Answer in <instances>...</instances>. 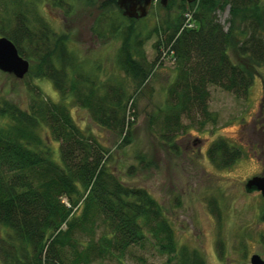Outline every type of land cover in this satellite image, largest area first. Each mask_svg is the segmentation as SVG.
Returning <instances> with one entry per match:
<instances>
[{
  "label": "trees",
  "instance_id": "trees-1",
  "mask_svg": "<svg viewBox=\"0 0 264 264\" xmlns=\"http://www.w3.org/2000/svg\"><path fill=\"white\" fill-rule=\"evenodd\" d=\"M31 6L26 0H0L6 12L0 15V35L29 62L34 59L25 77L51 80L62 98L49 100L38 86L25 105L0 94V264H94L148 246L166 256L164 264H207L197 248L178 242L148 189L112 170L110 145L116 137L120 145L130 143L135 96L166 61L173 65L172 80L151 113L150 127L174 151L177 134L194 122L203 127L216 121L210 87L246 97L264 67V0H168L166 5L158 0L155 6L165 15L146 34L136 25L143 17H127L117 0L104 1L101 9L116 6L128 24H107L101 16L96 34H107L101 31L107 24L111 37L120 38L115 63L135 87L132 93L113 77L101 80L102 68L91 71L68 49L67 34L36 18ZM225 10L226 25L219 19ZM152 37L155 57L149 59L144 46ZM69 99L85 112L84 125L71 114L64 101ZM51 140L58 143L59 160ZM206 154L220 168L231 166L243 151L217 137ZM136 158L141 167L151 164L143 155ZM127 173L136 174V165Z\"/></svg>",
  "mask_w": 264,
  "mask_h": 264
},
{
  "label": "rangeland",
  "instance_id": "rangeland-1",
  "mask_svg": "<svg viewBox=\"0 0 264 264\" xmlns=\"http://www.w3.org/2000/svg\"><path fill=\"white\" fill-rule=\"evenodd\" d=\"M26 1L31 2L32 9L36 8V18L46 19L59 34H67L68 49L91 71L96 73L102 68L101 80L113 77L122 81L129 93L134 91L131 80L115 63L121 40L111 37L107 26L113 20L128 24L116 6L101 9L100 5L106 0H62L64 7L60 8L69 9V14L52 15L47 6L49 0ZM4 14L6 12L0 8V15ZM164 15V10L153 5L136 25L146 34ZM101 16L107 19L104 30L101 29L107 33L104 36L96 34ZM227 17V10L219 14L221 23L225 25ZM154 41L155 37H152L144 46L149 59L155 57ZM33 63L34 59H30V64L35 67ZM172 67L166 61L152 75L149 86L141 93L137 92V119L131 141L120 145L116 137L115 146L110 145L109 165L127 183H136L150 191L163 206L178 242L197 248L207 264H251L250 257L254 253L264 259V198L260 191H248L245 187L251 177L264 175V85L261 76L264 75V67L246 97L210 87L209 109L216 114V121H209L203 127L194 122L185 132L177 134V151L162 142L150 127L152 111L166 98ZM33 86H38L49 100L60 101L62 98L47 78H35L31 74L17 79L0 70V94L21 105L29 100ZM64 101L73 117L84 125L85 112L78 109L71 99ZM183 121L188 124L187 119ZM96 131L103 133V130ZM217 137L226 138L231 145L242 148V157L229 167L218 168L207 157L208 145ZM49 143L56 149L53 158L59 160L58 143L54 140ZM137 155H143L151 164L141 167ZM133 164L137 173L130 175L127 169ZM80 213L78 210L75 214ZM165 260L166 256L148 246L146 249L132 248L120 260L110 256L100 263L164 264Z\"/></svg>",
  "mask_w": 264,
  "mask_h": 264
},
{
  "label": "water",
  "instance_id": "water-1",
  "mask_svg": "<svg viewBox=\"0 0 264 264\" xmlns=\"http://www.w3.org/2000/svg\"><path fill=\"white\" fill-rule=\"evenodd\" d=\"M192 2L194 0H187ZM168 0H160L166 5ZM152 0H117L118 7L123 15L131 18H142L147 15ZM30 62L20 55L16 45L11 39L0 35V70L12 74L17 79H23L29 70ZM248 191L258 190L264 198V175H255L248 179L245 184ZM251 264H264V259L257 253L250 257Z\"/></svg>",
  "mask_w": 264,
  "mask_h": 264
},
{
  "label": "flooded vegetation",
  "instance_id": "flooded-vegetation-1",
  "mask_svg": "<svg viewBox=\"0 0 264 264\" xmlns=\"http://www.w3.org/2000/svg\"><path fill=\"white\" fill-rule=\"evenodd\" d=\"M56 2H60V0H54V1L49 0V2L47 3L48 8L51 9L52 15L53 14L54 15H68V14H65V12L63 11L64 8L61 9L60 6L54 5V3L56 4ZM58 11L60 12L59 14H58ZM56 12L57 14H55Z\"/></svg>",
  "mask_w": 264,
  "mask_h": 264
},
{
  "label": "built area",
  "instance_id": "built-area-1",
  "mask_svg": "<svg viewBox=\"0 0 264 264\" xmlns=\"http://www.w3.org/2000/svg\"><path fill=\"white\" fill-rule=\"evenodd\" d=\"M154 1L156 2L157 0H154ZM185 25L190 27V26H192V23L188 20V21H186Z\"/></svg>",
  "mask_w": 264,
  "mask_h": 264
}]
</instances>
